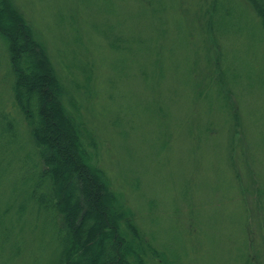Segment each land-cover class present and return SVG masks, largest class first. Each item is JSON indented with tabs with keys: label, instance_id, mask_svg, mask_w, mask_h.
Instances as JSON below:
<instances>
[{
	"label": "rangeland",
	"instance_id": "1",
	"mask_svg": "<svg viewBox=\"0 0 264 264\" xmlns=\"http://www.w3.org/2000/svg\"><path fill=\"white\" fill-rule=\"evenodd\" d=\"M12 2L109 190L164 256L147 264H264V0ZM13 83L0 37V264H61Z\"/></svg>",
	"mask_w": 264,
	"mask_h": 264
},
{
	"label": "trees",
	"instance_id": "2",
	"mask_svg": "<svg viewBox=\"0 0 264 264\" xmlns=\"http://www.w3.org/2000/svg\"><path fill=\"white\" fill-rule=\"evenodd\" d=\"M254 7L264 30V8ZM0 37L14 75L15 104L46 167L32 199L54 223L57 212L64 225L53 233L61 264H147L148 256L163 261L133 212L109 190L86 148L78 117L64 105L63 86L45 47L12 0H0Z\"/></svg>",
	"mask_w": 264,
	"mask_h": 264
}]
</instances>
